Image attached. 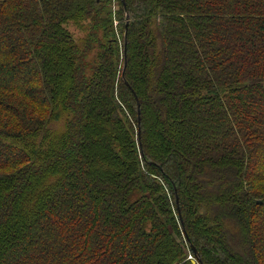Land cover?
Returning a JSON list of instances; mask_svg holds the SVG:
<instances>
[{"label": "trees", "instance_id": "trees-1", "mask_svg": "<svg viewBox=\"0 0 264 264\" xmlns=\"http://www.w3.org/2000/svg\"><path fill=\"white\" fill-rule=\"evenodd\" d=\"M0 264H264V0H0Z\"/></svg>", "mask_w": 264, "mask_h": 264}, {"label": "rangeland", "instance_id": "rangeland-1", "mask_svg": "<svg viewBox=\"0 0 264 264\" xmlns=\"http://www.w3.org/2000/svg\"><path fill=\"white\" fill-rule=\"evenodd\" d=\"M115 23L118 24L117 21ZM68 29L73 33V35H75L76 38H79L81 36V34L78 33L75 30V27L73 25H69L68 26ZM18 47H19V53H23V48H20L19 44H18ZM5 49H7V48H5ZM61 51H62V49L59 46H55V49L54 48L51 49V54L53 55V62L55 63V68H54L55 71H53V73L55 72V76H56L57 83H59L60 86L64 87V89H65L67 87V84L64 83V80L66 79V75H68V72H70V69H69L70 66L65 62V57L66 56L63 57L62 55H60L61 54ZM59 58L63 62H61L59 60ZM120 71H121V69H120ZM120 71H119V73H120ZM174 76H177V75H174ZM70 91L71 90H69L68 93ZM61 92H62V89H61ZM89 109L92 110V106H90ZM63 149H64V147H63ZM204 237H206V236L202 235V240L204 239ZM227 251H225V250L224 251H221V253L218 256L224 257L225 255H229L228 252H230V251H228V252ZM194 257L196 258L195 254L193 252L192 253H189L188 259L191 260V261H193L194 263H196L197 261H195V258Z\"/></svg>", "mask_w": 264, "mask_h": 264}, {"label": "water", "instance_id": "water-1", "mask_svg": "<svg viewBox=\"0 0 264 264\" xmlns=\"http://www.w3.org/2000/svg\"><path fill=\"white\" fill-rule=\"evenodd\" d=\"M192 252L195 254L196 258L200 261V256L196 248L192 247Z\"/></svg>", "mask_w": 264, "mask_h": 264}]
</instances>
